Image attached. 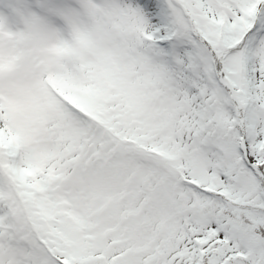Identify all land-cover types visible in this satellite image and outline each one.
Segmentation results:
<instances>
[{
  "label": "snow or ice",
  "instance_id": "obj_1",
  "mask_svg": "<svg viewBox=\"0 0 264 264\" xmlns=\"http://www.w3.org/2000/svg\"><path fill=\"white\" fill-rule=\"evenodd\" d=\"M0 264H264V0H0Z\"/></svg>",
  "mask_w": 264,
  "mask_h": 264
}]
</instances>
